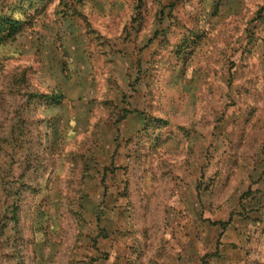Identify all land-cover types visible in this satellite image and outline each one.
I'll list each match as a JSON object with an SVG mask.
<instances>
[{"label":"rangeland","instance_id":"1","mask_svg":"<svg viewBox=\"0 0 264 264\" xmlns=\"http://www.w3.org/2000/svg\"><path fill=\"white\" fill-rule=\"evenodd\" d=\"M0 15V264H264V0Z\"/></svg>","mask_w":264,"mask_h":264},{"label":"trees","instance_id":"2","mask_svg":"<svg viewBox=\"0 0 264 264\" xmlns=\"http://www.w3.org/2000/svg\"><path fill=\"white\" fill-rule=\"evenodd\" d=\"M22 30V22L6 15H0V37L12 40Z\"/></svg>","mask_w":264,"mask_h":264}]
</instances>
